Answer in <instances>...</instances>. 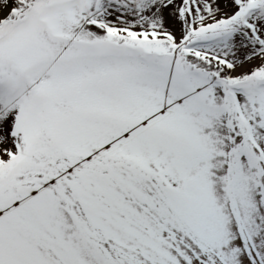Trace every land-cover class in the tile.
<instances>
[{"label":"snow or ice","instance_id":"obj_1","mask_svg":"<svg viewBox=\"0 0 264 264\" xmlns=\"http://www.w3.org/2000/svg\"><path fill=\"white\" fill-rule=\"evenodd\" d=\"M0 264H264V0H0Z\"/></svg>","mask_w":264,"mask_h":264}]
</instances>
